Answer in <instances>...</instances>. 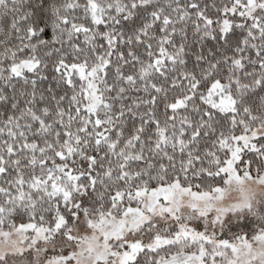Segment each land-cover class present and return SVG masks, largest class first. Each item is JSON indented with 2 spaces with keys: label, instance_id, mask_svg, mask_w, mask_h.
Segmentation results:
<instances>
[{
  "label": "snow or ice",
  "instance_id": "snow-or-ice-1",
  "mask_svg": "<svg viewBox=\"0 0 264 264\" xmlns=\"http://www.w3.org/2000/svg\"><path fill=\"white\" fill-rule=\"evenodd\" d=\"M0 264H264V0H0Z\"/></svg>",
  "mask_w": 264,
  "mask_h": 264
}]
</instances>
